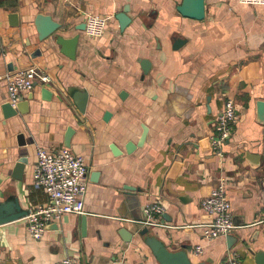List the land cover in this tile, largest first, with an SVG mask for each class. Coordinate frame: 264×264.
Masks as SVG:
<instances>
[{"label": "crops", "instance_id": "obj_1", "mask_svg": "<svg viewBox=\"0 0 264 264\" xmlns=\"http://www.w3.org/2000/svg\"><path fill=\"white\" fill-rule=\"evenodd\" d=\"M180 2L0 0V103L7 99V74L36 65L50 76L49 83L35 82L29 91L27 112L6 119L0 113V199L18 197L26 210L50 202L32 183L36 148L62 147L68 125L74 129L68 148L87 163L83 212L52 222L39 239L28 235L23 217L0 224V264H53L67 255L80 264H159L133 220H143V208L152 202L164 205L166 219L150 233L169 249L186 246L192 261L207 264H229L233 256L240 264H256L254 253L264 251V123L256 104L264 101V5L205 0V16L196 20L178 13ZM125 5L131 20L121 31L114 15ZM11 12L18 15L16 26L9 24ZM38 12L60 24L57 34H79L73 59L50 37L38 40L32 23ZM86 13L109 17L101 36L76 29ZM175 38L185 41L173 48ZM142 59L150 61L147 72ZM41 87L53 91L50 100L42 99ZM75 90L88 94L84 112L72 100ZM170 93L189 105L175 109ZM226 99H233L238 122L217 154L209 149L208 134ZM142 124L148 129L143 144L127 153L125 143L138 140ZM18 132L33 142L18 146ZM112 143L119 154L112 153ZM21 152L27 162L18 181L10 172ZM247 153L258 155V163ZM174 162L180 165L172 172ZM221 180L237 223L230 247L227 235L208 241L198 226L211 218L201 201ZM125 185L140 190L127 197ZM121 227L134 234L132 241L121 239ZM196 245L202 247L197 254Z\"/></svg>", "mask_w": 264, "mask_h": 264}, {"label": "built area", "instance_id": "obj_2", "mask_svg": "<svg viewBox=\"0 0 264 264\" xmlns=\"http://www.w3.org/2000/svg\"><path fill=\"white\" fill-rule=\"evenodd\" d=\"M241 4L264 5V0H236ZM109 17L94 13H86L83 19V32L88 37H99L104 32ZM7 100L15 105L20 97L28 93L34 82L43 84L50 82V76L39 70L36 65L6 75ZM238 122L233 99H226L217 115L213 129L208 134L209 149L221 153L224 142L232 135ZM87 163L82 155L74 153L70 148L62 146L56 150L47 147L36 148V161L33 168L32 183L41 188L50 198L48 203H40L28 209L23 217L26 220V231L33 239L41 238L48 226L62 216L83 211L80 201L86 192ZM202 209L210 215V220L198 224L205 240L225 237L233 231V214L231 202L226 192V182L221 180L201 201ZM160 202L147 203L143 208V225L159 224V217L164 212ZM201 245H196L194 252L200 253ZM53 264H80L78 257L67 255ZM229 264H240L235 256L229 258Z\"/></svg>", "mask_w": 264, "mask_h": 264}, {"label": "water", "instance_id": "obj_3", "mask_svg": "<svg viewBox=\"0 0 264 264\" xmlns=\"http://www.w3.org/2000/svg\"><path fill=\"white\" fill-rule=\"evenodd\" d=\"M129 10L128 5H125L123 7L122 11H119L115 13L114 17L118 21L119 28L121 31L125 29V27L130 23V17L127 15V12ZM176 10L178 13H180L182 16L190 17L196 20H201L205 16V0H181V2L176 6ZM8 21L9 24L12 26L18 25V15L15 12H11L8 14ZM32 23L34 25L37 38L38 40L42 41L48 37H50L58 50L66 55L67 57L73 59L75 57V51L76 46L79 40V34L75 33L74 35L70 37H65L63 35L57 34L56 31L60 28V24L55 21L52 16L48 13H42L38 12L34 15L32 19ZM84 22L80 23L76 29L83 30L84 29ZM185 40L181 38H175L173 43V48L179 47ZM39 53V50L35 51L31 56L34 57ZM140 66L143 70V72H147L148 68L150 67V61L148 59H142L140 61ZM6 69L8 72H11L13 67L12 63H8L6 65ZM36 83L34 82L33 86H35ZM57 94L60 98H64V95L62 91L55 88ZM41 97L44 100H50L53 91L46 87H41L40 89ZM126 94L125 91H120L119 96L124 97ZM72 100L76 105V108L79 110V112H84L86 101L88 94L86 91H78L75 90L72 95ZM32 98V92H29L27 94V98L24 99L23 97H20V101L13 107L10 102L6 99L2 103H0V113L2 114V117L4 119L9 118L11 116L16 115L17 113H25L28 111V100ZM169 99L173 103L175 109H185L189 105V101L186 100L183 96L177 94V93H170ZM257 116L258 120L260 122L264 123V101L259 100L257 101ZM110 112L108 110H105L103 113V120H108L110 117ZM142 132L136 142H133L131 140L127 141L125 143V150L127 153L132 152L137 146H141L145 140L146 134H147V127L142 124ZM74 133V129L72 126L68 125L65 128V132L62 139V145L65 147H70V139L72 134ZM16 140L18 146H26L27 144L32 143V139H27L23 132H18L16 134ZM110 148L113 154H119L120 150L115 144H110ZM246 157L250 159L252 164L258 163V155L247 153ZM27 162V156L24 152H21L14 163V166L10 172V175L12 178L16 180H22L23 174H24V167ZM180 165L178 162H174L172 166V172ZM96 175V174H94ZM126 196L128 197L130 194H134V191H139V188H134L128 185L124 186ZM128 194V195H127ZM28 210L22 208L20 206L18 197H10V198H4L0 199V224L17 220L22 217H24L27 214ZM166 219V215L162 214V219L159 221L160 225H164V220ZM80 235L84 237L86 235V216L85 214H82L80 216ZM134 222L136 223V233L138 236L143 237V241L145 245L150 249L153 257L159 264H207L204 261H192L188 254V248L186 246H181L179 249L172 250L169 249L165 243L158 238L156 235L150 233L152 227L158 226V225H143V227H140V221L142 218L140 216H134L133 217ZM169 220V218H167ZM233 223H236V218L233 216ZM242 224V223H239ZM56 228V225L54 226ZM74 231V235H75ZM118 234L121 237V239L125 242H130L134 238V234L130 232L125 227H121L118 229ZM256 234V233H255ZM227 245L230 247L233 243L236 242L237 237L234 235H227L226 236ZM254 260L256 264H264V251L258 250L254 253Z\"/></svg>", "mask_w": 264, "mask_h": 264}]
</instances>
